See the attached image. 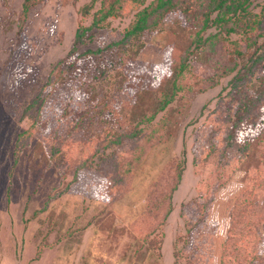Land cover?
<instances>
[{
	"label": "rangeland",
	"instance_id": "1",
	"mask_svg": "<svg viewBox=\"0 0 264 264\" xmlns=\"http://www.w3.org/2000/svg\"><path fill=\"white\" fill-rule=\"evenodd\" d=\"M25 1L0 0V264H173L174 245L187 236L186 220L205 207L204 200L211 202L204 221L209 231L198 241L205 263L213 255L211 264H245L256 245L264 249V35L257 37L264 23L252 32L231 34L217 33L212 25L202 36H216L197 50L198 27L170 14L154 31L135 39L133 49L116 45L108 59L103 54L84 56L81 65L91 74L100 76V67L107 70L93 85L101 101L108 99L107 120L87 132L94 136L90 141L74 133L65 146L72 153L71 163L61 164L50 160L35 133L34 118L25 111L73 47L78 25L92 24L100 0H27L28 13L22 14ZM263 5L264 0H252L250 10L260 14ZM87 7L90 13L85 15ZM136 13L128 8L103 27H94L78 52L120 41ZM193 47L197 56L185 60ZM132 56L138 69L173 63L175 69L184 60L189 66L178 79L173 102L151 124H141V136L127 137L106 150L125 156L132 141L150 142L131 169L130 189L113 200L117 180L124 182L121 173L108 178L97 155L77 175L76 166L94 152L99 138L130 129L144 113H153L157 94L168 91L161 88L172 81L167 79L159 89L155 82L161 78L155 72L156 81L139 80L129 88L132 71L124 64ZM72 90L66 84L61 99L60 94L47 99L45 109L54 122L71 102ZM80 102L78 98L74 103ZM66 122L68 127L74 123L61 120L64 127ZM44 138L50 149L51 138ZM180 171L171 212L157 224L149 194L155 201ZM224 183L225 188L215 187ZM229 214L236 226L224 244ZM260 261L264 264V251Z\"/></svg>",
	"mask_w": 264,
	"mask_h": 264
},
{
	"label": "trees",
	"instance_id": "2",
	"mask_svg": "<svg viewBox=\"0 0 264 264\" xmlns=\"http://www.w3.org/2000/svg\"><path fill=\"white\" fill-rule=\"evenodd\" d=\"M28 1L26 0L23 5L22 14L28 13ZM145 2L146 0H100L99 9L93 13L92 24L89 26H85L84 24L78 25L73 47L67 56L51 70L48 79L40 93L29 103L25 113L34 118L36 125L35 133L38 136L39 142L46 150H48L50 160L59 159L58 161L61 164H70L72 160V153L68 148L66 149L65 146L68 147V144H70L69 139L72 137V135L75 133L84 137L85 142L90 141L91 138H94V136H87V132L91 130L93 125L96 123H99L100 121L106 122L107 120L104 119L103 116L106 109H108V99L104 98V101H101L98 98V93H96L93 89L95 81L100 80V76L104 75L107 70L100 67L98 68V71L101 73L100 76L91 74L88 68L86 70V68L81 65L84 56L103 54L104 58L108 59V53H111L114 48L113 46L116 47V45H122L131 49L137 43V39L147 32L154 31L159 25V22L164 21V19L170 14H179L183 16L187 23L188 20L189 22L191 21L193 28L198 27L196 39L194 41V46L197 48V50L201 45H203L204 42H207L210 38L216 36V34H211L208 37L202 36V32L212 25H215V27L218 28L217 33L224 31L228 34H231L233 32H239L241 29L245 33H249L255 29L256 25L264 23V5L262 7L261 13L255 14L250 10L252 0H153L151 4L144 6ZM128 8L129 10H136L137 13L135 20L128 28H126L120 41L102 43L95 50L88 49L84 53L78 52L79 45L84 44L87 41L88 33L94 27H103L104 23L109 18L125 13ZM89 13L90 7H87L85 9V15H88ZM260 35H264V31L259 32L257 37H260ZM196 48L193 47L191 49L192 53H187L184 59L186 60L193 55L196 57ZM234 51L238 54H241V50L237 46H235ZM185 60L184 62H181L175 69L173 63V65L167 64V67L166 65L157 66L154 68V70L150 71L145 68H136V60L133 56L125 59L124 67L126 69H131L132 71V74L129 75L128 78L129 88H133V86L135 87L136 82L139 80L145 79L144 81H156L157 78L155 77V72H157L161 78L160 80H164L163 83L160 80L155 82L156 84L160 83L158 86L159 89L164 86L163 84L167 79L172 80L169 86L161 88L165 89L169 87V90L159 91L160 95L157 94V100H154V112L150 114L144 113L140 120L131 125L132 127L130 129L124 128L120 133L112 132L106 134L108 136H105V138H99L96 142V149L94 152H92L86 159H83L76 166V175L85 168L89 167V162H91L95 155H97L98 161H100V167L102 166L104 174L108 178H112L110 173H121V175L124 177V182L121 181L122 179L117 180L116 182L117 193L115 197L113 196V200L122 196L130 189L129 185L132 179L131 169L134 165L142 160L148 147L150 146L149 140L147 139L146 141L145 139L144 142L141 143L132 141L130 153L129 155L126 154L125 156L115 149L109 153L106 152V150L110 148L112 149L114 146L122 145L124 139L127 137H131L132 140L139 138L144 130V128L141 127V124H151L156 116L161 111L165 110L171 102H173L178 92V79L183 76L186 68L189 66V63H186ZM110 62H112L111 59ZM172 62L174 61L172 60ZM109 64L110 63H107V65ZM95 69L97 71V67H95ZM148 72H151L150 79L146 78ZM126 78L127 77L124 76V79ZM122 83L124 82L122 81ZM66 84L73 87V90L69 96V100L71 102L66 103L65 106L59 110L57 117L60 118V121L57 120L54 122V118L52 119L50 114H48L45 109L47 106V99L50 97L53 99L54 97L59 96V94L61 99V96H64L62 91L64 85ZM153 91L154 89H144L143 93H149ZM78 98L81 100V102L78 105H75L74 102ZM109 111L110 110H108V112ZM66 118L74 121V123L69 127L68 122L65 123V127L61 123V120L63 122V120L65 121ZM258 127L261 128V126ZM259 134L260 132H258L257 135L259 136ZM45 135H48L52 140V146H50V149L47 148L49 145V140L44 138ZM73 149L74 146L72 147V150ZM180 177L181 171L178 175V180L173 184V186L170 189L167 188L165 192L159 196V198L155 199V201L153 193L151 192L149 194V202L151 207H155L154 216L157 218V224H161L171 212L172 193L177 188ZM220 186L225 188L227 185L224 183L221 185L218 184L215 187H219V190L221 188ZM214 188L212 189V192ZM63 193H65V191L62 193L59 192L60 195ZM203 194L200 193V195ZM209 198L212 197L209 196ZM194 202L197 203V199H195ZM202 202L204 203L205 207L195 211V216L189 218V222L186 220V223L188 224L186 238H178L174 245L173 253L175 257L173 264H207L202 260L204 252L199 247L201 242L198 241L203 238L204 235L202 234L205 233V230L209 231L208 225L205 224L204 221L205 217L209 213L207 204L210 205L211 202L208 201L206 203L205 200ZM158 210H160L162 214H160V211ZM233 222L234 219L232 215L229 214V228L225 235L224 244H226L228 240L231 239L233 233L235 232L236 225L234 226ZM261 241L264 242V239ZM263 251L264 249L261 247V243L256 245L254 252H252V254L246 255V257L249 256V260L245 262V264H262L260 257ZM187 255L193 256H188L187 258ZM208 259L210 260L208 264H211L212 262L216 261V256L210 255Z\"/></svg>",
	"mask_w": 264,
	"mask_h": 264
}]
</instances>
